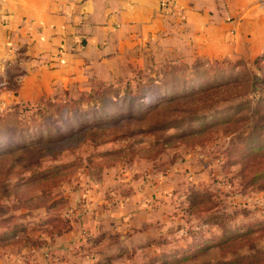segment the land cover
I'll use <instances>...</instances> for the list:
<instances>
[{
  "label": "rangeland",
  "instance_id": "obj_1",
  "mask_svg": "<svg viewBox=\"0 0 264 264\" xmlns=\"http://www.w3.org/2000/svg\"><path fill=\"white\" fill-rule=\"evenodd\" d=\"M224 53L222 48L215 55V48L206 51L202 47L201 54L185 53L179 62L168 63L160 72L147 73L133 65L134 72L129 77L96 82L94 87L101 83L110 87L133 78L139 71L142 77L156 78L175 69V76L180 78L177 86L183 85L184 79L191 80L183 98L162 102L159 110L151 112L146 120L139 118L143 115L140 107L125 126H109L108 134L114 137L120 134L122 138L95 146L89 141L91 136L77 134L62 143L35 140L38 142L25 149L0 154V168L5 172L12 166L7 171L12 177L37 167V171L47 173L20 192L24 197L34 194L33 200L26 205L18 198L9 203L7 210L17 219L4 236L0 232V237H5L0 244L20 239L22 243L14 249L1 248L0 264H225L223 252L216 246L215 239L219 237L208 238V243L215 246L209 252L200 250L205 244L204 237L207 238L204 233L208 226L203 223L210 214L215 217L210 228L220 223L227 212L245 206L256 215H264V189L239 188V180L250 179L264 167V133L260 141H242L251 130H258L259 120L263 127L259 131L264 132V62H257L264 50L251 53L246 42L237 48L230 45L229 54ZM214 65L216 68L210 75L195 78L196 72L203 73ZM2 91L0 87V97ZM82 93L73 91L71 96L79 100ZM174 96L162 91L146 103ZM64 99L50 101L58 106ZM21 104L0 99L2 137L17 134L14 123L18 112L26 113L34 105L41 106ZM174 118H186L188 123L151 131ZM220 122L226 124L221 128ZM139 129L144 132L132 135ZM51 134L55 136L57 132L45 135L44 141ZM190 138L195 139L190 144L196 143L197 149L187 148L189 142L181 144ZM200 141L204 143L199 144ZM154 142L170 145L161 160L158 154L162 148H156ZM11 146L18 147L15 139H0V153ZM229 146L239 147L241 154L235 153L230 158L225 154ZM151 147L158 149L156 156ZM256 147L259 149L253 151ZM124 148L139 154L134 162L129 161ZM94 160L97 161L93 163ZM71 162L75 164L66 165ZM29 163L33 164L32 169L26 168ZM4 164L7 165L3 168ZM227 164L231 165L225 169ZM182 184L199 185L208 192L199 196L206 197L205 201L215 198L214 204L195 207V196L192 199L189 196L192 190L181 189L186 191L181 194L177 191ZM43 191L51 193L49 199L44 198ZM53 194L58 197L54 199ZM60 198V202L51 206L52 200ZM52 216L64 220L61 233H52L54 225H58L52 223ZM14 228L16 231H11ZM261 247L264 250V244Z\"/></svg>",
  "mask_w": 264,
  "mask_h": 264
},
{
  "label": "crops",
  "instance_id": "obj_2",
  "mask_svg": "<svg viewBox=\"0 0 264 264\" xmlns=\"http://www.w3.org/2000/svg\"><path fill=\"white\" fill-rule=\"evenodd\" d=\"M246 42L264 50V0H0V99L42 105Z\"/></svg>",
  "mask_w": 264,
  "mask_h": 264
},
{
  "label": "trees",
  "instance_id": "obj_3",
  "mask_svg": "<svg viewBox=\"0 0 264 264\" xmlns=\"http://www.w3.org/2000/svg\"><path fill=\"white\" fill-rule=\"evenodd\" d=\"M259 61L264 62V54L257 59V62ZM230 64H232V62ZM214 68H216L215 65L208 69H204L203 73L199 71L196 72L194 74L195 78L201 76L206 77L207 74L210 75V72L215 70ZM176 70L177 69H175L174 72L171 73L166 72L165 75L161 74L156 78L142 77L139 71L134 74L133 78L124 79L119 84H113V86L109 87L106 86V84L101 83L98 87H91L89 90L83 91L82 97L79 100H75L74 98H72V96L68 95L65 97L64 101H62V104L58 106H56L58 103H54L49 100L48 102H44L41 106L34 105V107L30 108L26 113H24V110H21V112L17 113L14 123V127L17 134H10L11 136L9 135L5 138L0 135V139H15L16 145H18V147L11 146L8 149L2 150V153L0 154H11V152H14L16 149H25L29 146L34 145L35 140H38L39 143H54V141L62 143L65 138H69L77 134H81L79 135L81 137L82 135H84L85 137L91 136L89 138V141H91L90 143H93L91 145L95 146L107 143L108 141L113 139L117 140L119 138H122L120 134L115 137L113 136L114 134H108L111 130L109 126H125L127 124V121L131 120L134 113L137 112L136 110H138L140 107H143L141 110L143 115L139 118L142 120H146L151 114V112L159 110L162 102L166 100L170 102L179 97L183 98V96L185 95V87L188 86L191 80L184 79L182 80L183 85L177 86L176 81L178 80L179 83L180 78L175 76L177 74ZM184 75L187 76V73L185 72ZM158 80L160 81V83L155 82ZM193 89L194 91H196V88ZM162 91L166 94H175V96L169 98H159L154 104L146 103L148 99L158 95ZM192 102L195 103L197 101L192 100ZM55 107L58 108L56 109ZM209 110L212 109L209 108ZM125 111L129 112V114L126 115L124 113ZM186 122V118H174L173 121H165L163 124H160L159 127L154 126L151 131H156L157 129L163 127L170 128L173 125H177L178 127L182 124H186ZM226 122H220L219 126H221L222 128L223 125L226 124ZM256 124L258 130H251L249 133L246 134V140L242 139V141L255 142L260 141L264 137V132L259 131V128H263L260 125V120L257 121ZM65 128L69 129L63 132L62 130ZM54 131H56L57 134L55 136H52V134L49 135L48 139H46L47 141H44V136L49 133H53ZM142 132H144V129H139L132 135H137ZM239 136H241V134ZM196 139L199 140L203 138ZM192 142H195L194 138H192L191 140H186V142L183 141V143L181 144L187 143L186 147L190 150H195V148L197 149L199 146L196 143L190 144ZM198 143L203 144L204 142L200 141ZM153 144H155L154 146L156 148H162L160 153H157L158 149H155V147H151L149 149H155V156L157 154L158 156L161 155L158 160L163 159V157L165 156L164 153L167 148H170V145L166 143L159 144L157 142H154ZM124 149L126 152H128L125 154H128L130 156L129 161L131 160L134 162V160H136V158L139 156L137 152H129L128 148ZM256 149L259 148L256 147L253 149V151H255ZM241 152L242 151L239 150V147L237 148L236 146H229L228 148H226L225 154H228V156L231 158L234 157L235 153H237V155H240ZM114 153L116 154L117 152ZM241 159L242 158L239 157V160L243 161ZM120 160L122 162H125L121 158ZM236 160L237 163L240 162H238V158ZM95 161L97 160H94L93 163ZM72 164L75 163L71 162L70 164L66 165ZM6 165L7 164H4L3 168ZM230 165L231 164L224 165L225 169H228V166ZM25 166L28 169H32L31 167L33 166V164L29 163ZM11 167L12 166H8L7 171ZM37 170L38 167L32 172L31 170H27V172L25 173V171L22 170L19 176L15 178V176L12 177L10 175L12 174L11 172H4V170H2V167L0 168V232H2L1 235L4 236L6 234L5 232H7V229H9V226H14L13 223L17 219L16 215L12 214L10 210H7L10 207L9 203L12 202L13 199L18 198L19 201H23L22 205H26L28 201L34 199V194L30 195L29 197H24L20 194V192L28 189L30 183H32L33 180H35L37 177H45V175L47 174L46 172L42 173ZM237 174L238 172L236 173V175ZM240 174L241 172L239 171V174L237 176L239 177ZM232 184L235 185L236 183ZM190 185L191 184H187L186 186L182 184L177 191H180L181 194L186 192L181 191V189H185L187 190V192L189 190H192V193L189 194V196L191 199L195 196V200L193 203V205L195 204V207L202 206L206 208V205L210 206L214 204L215 198L210 201H205L206 197L201 198L199 196V193L207 195L208 192L206 193V191L200 188L199 185ZM250 186H252V191H261L264 189V167L261 168L259 171H256V173L252 175L250 179L248 177H244L243 179L239 180V188L241 190H244V187ZM43 192L44 198L49 199L48 197L49 195H51V193H49V191ZM37 193L38 192H36V194ZM52 196L55 199L56 197H58V194H53ZM61 199L62 198H60L59 200H52V202L50 203L51 206L54 205L56 201L60 202ZM203 203L206 204L202 205ZM49 208L53 210L52 207ZM207 210L208 212L211 211L210 208H207ZM254 212L255 211L250 208H247L246 206L242 209H233L232 211L227 212L225 217L221 218V222L217 223L213 228H210L209 226L213 224L212 222H214L215 217L210 214L209 219L203 223L204 226H208V228L205 229L206 233L204 234H207V238L204 237V240L202 241V243L205 244L201 245V247H203L202 249H200L201 252H209L213 247H215L214 245L208 243L210 241L208 240V238L213 237L214 239L215 237H219L218 239H215L218 240L216 246L220 249V251L223 252L225 264H264V250L261 247L264 244V215H256ZM51 218L53 220V224L58 223V225H54L52 233H61L62 229L65 227L64 220H62L58 216H52ZM11 231H16V228L12 229ZM228 231H230L231 233L227 236ZM29 235L30 234L28 233L27 236ZM3 236L0 237V240L5 239V237ZM21 243V239L7 242L4 244H0V249H14L16 246L21 247L19 246V244Z\"/></svg>",
  "mask_w": 264,
  "mask_h": 264
}]
</instances>
